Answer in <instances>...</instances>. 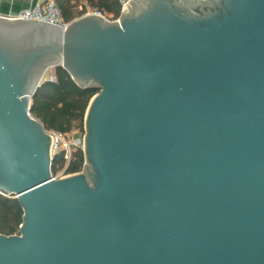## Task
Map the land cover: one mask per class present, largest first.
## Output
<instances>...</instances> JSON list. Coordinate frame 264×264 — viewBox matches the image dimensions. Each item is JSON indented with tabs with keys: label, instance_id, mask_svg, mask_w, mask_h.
<instances>
[{
	"label": "water",
	"instance_id": "1",
	"mask_svg": "<svg viewBox=\"0 0 264 264\" xmlns=\"http://www.w3.org/2000/svg\"><path fill=\"white\" fill-rule=\"evenodd\" d=\"M99 91L83 171L31 114L50 69ZM0 264H264V0H129L116 21L0 17Z\"/></svg>",
	"mask_w": 264,
	"mask_h": 264
},
{
	"label": "trees",
	"instance_id": "2",
	"mask_svg": "<svg viewBox=\"0 0 264 264\" xmlns=\"http://www.w3.org/2000/svg\"><path fill=\"white\" fill-rule=\"evenodd\" d=\"M63 21L69 24L84 16L87 7L101 12L111 21L120 18L123 0H55ZM82 8V9H81ZM55 82L44 83L31 101V114L38 119L47 132L71 134L75 129L85 134V117L93 97L99 92L82 89L62 67L54 69ZM84 152L74 153L68 174L83 171ZM65 164L61 157L55 158L52 172L56 176ZM23 209L16 198L0 195V234L20 235L23 224Z\"/></svg>",
	"mask_w": 264,
	"mask_h": 264
},
{
	"label": "built area",
	"instance_id": "3",
	"mask_svg": "<svg viewBox=\"0 0 264 264\" xmlns=\"http://www.w3.org/2000/svg\"><path fill=\"white\" fill-rule=\"evenodd\" d=\"M126 2L123 3V7ZM97 15L104 16L101 12L93 10L89 7L86 8L84 16ZM10 20H36L60 27H66V23L63 21L62 14L55 0H40L33 7L26 9L16 15L6 17ZM108 19V18H107ZM51 70V69H50ZM49 70V71H50ZM47 72L44 80L46 82H55L54 72ZM52 139V156L54 158L61 157L65 164V167L60 169L59 173L54 176L55 179H60L69 176L68 168L73 159V155L76 151L84 149V135L72 132L71 134H63L60 132H48ZM0 195L7 196L0 192Z\"/></svg>",
	"mask_w": 264,
	"mask_h": 264
},
{
	"label": "crops",
	"instance_id": "4",
	"mask_svg": "<svg viewBox=\"0 0 264 264\" xmlns=\"http://www.w3.org/2000/svg\"><path fill=\"white\" fill-rule=\"evenodd\" d=\"M40 0H0V17H10L36 5ZM129 0H123L128 2Z\"/></svg>",
	"mask_w": 264,
	"mask_h": 264
},
{
	"label": "rangeland",
	"instance_id": "5",
	"mask_svg": "<svg viewBox=\"0 0 264 264\" xmlns=\"http://www.w3.org/2000/svg\"><path fill=\"white\" fill-rule=\"evenodd\" d=\"M82 9V8H81ZM49 72H54V69H51ZM74 133H79V134H81V135H83L82 133H81V131L80 130H78V129H75L74 131H73Z\"/></svg>",
	"mask_w": 264,
	"mask_h": 264
}]
</instances>
